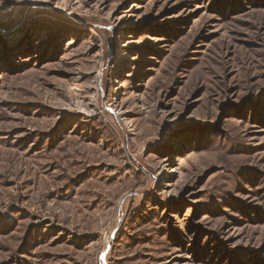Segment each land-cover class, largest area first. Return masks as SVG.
<instances>
[{"label": "rangeland", "instance_id": "374dc122", "mask_svg": "<svg viewBox=\"0 0 264 264\" xmlns=\"http://www.w3.org/2000/svg\"><path fill=\"white\" fill-rule=\"evenodd\" d=\"M0 264H264V0H0Z\"/></svg>", "mask_w": 264, "mask_h": 264}]
</instances>
